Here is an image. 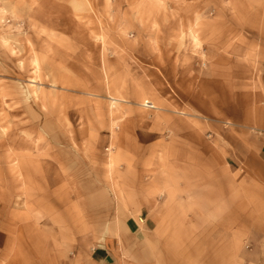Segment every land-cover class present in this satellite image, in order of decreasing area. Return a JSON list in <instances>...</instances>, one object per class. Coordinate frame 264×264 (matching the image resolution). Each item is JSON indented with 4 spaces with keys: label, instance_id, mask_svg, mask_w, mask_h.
<instances>
[{
    "label": "crops",
    "instance_id": "0c3cea01",
    "mask_svg": "<svg viewBox=\"0 0 264 264\" xmlns=\"http://www.w3.org/2000/svg\"><path fill=\"white\" fill-rule=\"evenodd\" d=\"M222 12L205 70L200 53L151 60L161 85L110 121L3 155L16 199L1 188L0 264H264V0Z\"/></svg>",
    "mask_w": 264,
    "mask_h": 264
},
{
    "label": "rangeland",
    "instance_id": "374dc122",
    "mask_svg": "<svg viewBox=\"0 0 264 264\" xmlns=\"http://www.w3.org/2000/svg\"><path fill=\"white\" fill-rule=\"evenodd\" d=\"M230 1L0 0V199L7 184L16 199V174H5L1 165L15 162L3 155L17 141L28 148L27 141L48 131L62 137L87 120L110 121L129 91L142 90L145 81L161 85L144 79L145 64L160 65L161 56L171 62L181 55L188 65L200 53L204 59L195 67L205 70L201 40L216 28L213 20L225 21Z\"/></svg>",
    "mask_w": 264,
    "mask_h": 264
},
{
    "label": "built area",
    "instance_id": "2783aa9c",
    "mask_svg": "<svg viewBox=\"0 0 264 264\" xmlns=\"http://www.w3.org/2000/svg\"><path fill=\"white\" fill-rule=\"evenodd\" d=\"M147 106L150 108V107H151V104H150V103H148V104H147ZM141 221H142V220H141Z\"/></svg>",
    "mask_w": 264,
    "mask_h": 264
},
{
    "label": "bare ground",
    "instance_id": "6f19581e",
    "mask_svg": "<svg viewBox=\"0 0 264 264\" xmlns=\"http://www.w3.org/2000/svg\"><path fill=\"white\" fill-rule=\"evenodd\" d=\"M146 103H148V101H147ZM144 104H145V103H144Z\"/></svg>",
    "mask_w": 264,
    "mask_h": 264
}]
</instances>
